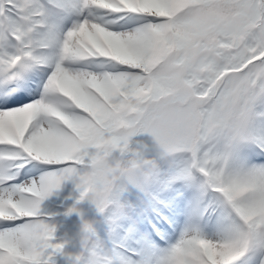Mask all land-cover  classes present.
Wrapping results in <instances>:
<instances>
[{
	"label": "snow or ice",
	"instance_id": "6c2138e0",
	"mask_svg": "<svg viewBox=\"0 0 264 264\" xmlns=\"http://www.w3.org/2000/svg\"><path fill=\"white\" fill-rule=\"evenodd\" d=\"M0 264H264V0H0Z\"/></svg>",
	"mask_w": 264,
	"mask_h": 264
},
{
	"label": "rangeland",
	"instance_id": "374dc122",
	"mask_svg": "<svg viewBox=\"0 0 264 264\" xmlns=\"http://www.w3.org/2000/svg\"><path fill=\"white\" fill-rule=\"evenodd\" d=\"M142 136H143V139H145V140L148 141V142H151V137H150L148 134H142ZM85 202H87V201H85ZM89 214H90V209L86 212V215L89 216ZM86 215H85V216H86ZM96 227H97V228H100V227H101V229H102L104 226H103V224L98 220L97 223H96Z\"/></svg>",
	"mask_w": 264,
	"mask_h": 264
}]
</instances>
